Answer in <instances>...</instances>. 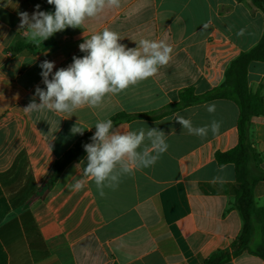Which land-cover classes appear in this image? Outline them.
Instances as JSON below:
<instances>
[{"label":"crops","instance_id":"crops-1","mask_svg":"<svg viewBox=\"0 0 264 264\" xmlns=\"http://www.w3.org/2000/svg\"><path fill=\"white\" fill-rule=\"evenodd\" d=\"M36 5L54 12L47 0H0V264H201L229 250L243 226L233 206L236 169L220 166L216 154L239 142L240 110L233 100H207L158 119L116 124L119 131H163L169 147L154 165L123 175L115 189L105 187L103 196L88 178L79 191L69 187L73 177L81 178L86 156L68 164L52 188L45 184L55 161L98 121L121 112L154 114L176 104L185 88L204 94L218 87L230 62L262 39L263 11L252 0H120L119 8L105 9L81 28L36 44L19 27V14L31 16ZM104 28L118 32L128 48L141 39L164 41L173 48L172 59L155 76L106 96L97 108L71 115L26 112L33 98L39 103L36 87H46L40 64L54 62L53 73L68 67L74 56L86 54L79 44ZM248 85L264 98V62H251ZM177 114L194 127L216 120L219 132L191 135L175 121ZM251 122L264 170V115ZM77 123L82 135L71 132ZM254 191L264 206V180ZM255 229L258 224L251 249L261 242ZM225 264L264 260L245 251Z\"/></svg>","mask_w":264,"mask_h":264},{"label":"clouds","instance_id":"clouds-1","mask_svg":"<svg viewBox=\"0 0 264 264\" xmlns=\"http://www.w3.org/2000/svg\"><path fill=\"white\" fill-rule=\"evenodd\" d=\"M47 3L54 6V12L40 11V6L36 5L31 16L27 12L19 14V27L25 30L24 35L29 42L40 44L69 27L81 28L87 19L97 17L105 9L120 7V0H47ZM241 34L243 30L238 33ZM121 40L118 32L104 28L79 44L80 51L86 54L74 56L68 67L53 73L54 62L43 61L40 64L41 76L46 87H36L35 96L39 97V103L33 98L24 110H48L71 115L84 107L97 108L106 96L125 92L155 76L172 59L173 48L164 41L141 39L137 47L128 48L120 43ZM207 110L213 113L215 105H208ZM175 121L189 134L200 137H206L209 130L215 135L220 128V122L216 120L210 125L194 127L190 119L179 114ZM84 131L79 123L71 129L73 134L82 135ZM83 147L87 154L86 166L82 169L81 178L73 177L69 187L79 191L85 186L84 178H88L94 181L103 196V189L118 187L123 175L154 165L169 145L163 131L155 128L119 131L114 129L113 120L107 119L95 124L91 143ZM81 164L83 161L77 167Z\"/></svg>","mask_w":264,"mask_h":264},{"label":"trees","instance_id":"trees-1","mask_svg":"<svg viewBox=\"0 0 264 264\" xmlns=\"http://www.w3.org/2000/svg\"><path fill=\"white\" fill-rule=\"evenodd\" d=\"M252 2L264 13V0H252ZM253 61L264 62V35L257 45L248 51L241 52L230 62L224 79L218 87L204 94H196L193 88H185L180 92L179 101L176 104L165 107L154 114L129 115L121 112L110 118L114 126L119 122L134 118L158 119L185 106L212 99H230L239 106V142L236 147L228 151L218 152L216 160L220 166L235 165L238 188L234 193L233 206L239 211L243 226L240 234L232 241L229 250H219L207 257L201 264H225L245 251L264 260V206L258 205L254 191L257 183L264 180V170L261 167L263 154L253 146L251 139V120L255 116L264 115V98L260 91L254 92L248 85V68ZM94 132L95 127L92 131L82 135L55 161L46 180V190L53 187L68 164L80 161L87 155L83 145L91 143ZM254 224L260 227L261 242L256 248L251 249L250 242Z\"/></svg>","mask_w":264,"mask_h":264},{"label":"rangeland","instance_id":"rangeland-1","mask_svg":"<svg viewBox=\"0 0 264 264\" xmlns=\"http://www.w3.org/2000/svg\"><path fill=\"white\" fill-rule=\"evenodd\" d=\"M254 237H255V239L258 237H260V230H258V229H255L254 230Z\"/></svg>","mask_w":264,"mask_h":264}]
</instances>
